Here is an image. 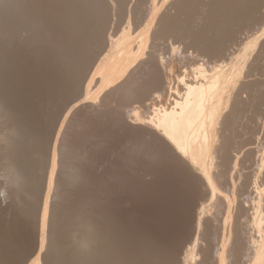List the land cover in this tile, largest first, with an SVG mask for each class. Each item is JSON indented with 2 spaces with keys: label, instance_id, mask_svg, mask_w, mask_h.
<instances>
[{
  "label": "bare ground",
  "instance_id": "6f19581e",
  "mask_svg": "<svg viewBox=\"0 0 264 264\" xmlns=\"http://www.w3.org/2000/svg\"><path fill=\"white\" fill-rule=\"evenodd\" d=\"M19 1H21L20 2L21 4L19 3ZM22 1L23 0H7V3H5L6 0L2 1L3 4L5 3V6L7 4L9 9L6 6L7 8L4 9L3 12L0 14V174L2 173L3 174L2 176H4L3 178H0V187L3 186L4 188H2V190L5 192L7 191V189H8V191L9 190L11 191V195H9V198L11 197V199H9V200L13 199L14 203H12V204L17 205L16 206L17 211H15L17 213H14V212L12 213V210L14 211L16 209H12V210H10V212L12 214H15V216L17 214V216H18L19 225H17V226L19 229L18 230L19 231V237H20L22 243L23 242L25 243L31 234L29 232L30 228L26 227L27 228L26 232L30 233L29 235L26 234L27 236H29L26 239L27 236L24 234V231L26 230L25 226H27V223H28L27 221L30 220L32 217L36 216V214H37L36 221L32 220L35 222V224H33V222L31 223V221H29L31 223V225H28L30 227L35 226V228H34L35 230L33 231L35 234V237H34L35 241L33 240L35 242L34 248L32 251H30L31 254H29L27 256H23L24 258L25 257L26 258H25V260L23 258L22 259L23 262H21V263L22 264H54L55 258L61 264H110V263H113L112 259L114 257L113 254L115 252V249H113V234H112V232L115 229L113 231L111 230V216L114 215L115 213L114 214L111 213V211L109 209L110 207H108L109 206L108 203L111 200L116 198L118 192L124 191L127 187L129 188L130 185L137 183V181L139 179H141V177L143 175H142L141 171H135V172L131 171V169H133V168H131V165L134 166V164L130 163V162L133 163V161H129L130 159H128L129 164L125 165V166H128V168L125 167V169L127 168V172L125 170L123 171L122 170L123 167L121 168V165H120L119 168H121V170H122L121 171L118 168V164H119L120 158L122 157L121 155L125 154V150L122 154H120V152H117V150H111L110 153H108L109 155L108 156L106 155L107 156L106 161L102 165L99 163L101 166L99 165L100 167H97V168H99V174L98 175L100 176V178L98 180L100 182L99 186L101 187V190H100V188L98 186V188L100 190V193L98 191L100 199L99 200L97 199V200L100 203L94 204V205L87 204V202H86V204L81 203V208L79 210H78V207L75 208V209H77V211H75V212H77L76 214H78L79 213L78 211H80L79 214H81V215L73 217V218H68L67 221L65 222V224L61 225L59 222V220H61V219L60 218L58 219L59 215L57 214V210L59 209V206L64 203V196L68 190L67 187L65 188V186H63V185H65L66 183H69L70 181L77 183V181L79 180V177H81L80 176L81 172L84 170L83 168H86L85 163L83 164V167L81 165L79 167H77L75 163H72V160L70 162L71 165L69 164V162H68L69 165L66 163V166H70L69 168H67L65 166L64 155H65V151H66V148L68 145L67 138L70 136L68 129H71L68 127V129L65 128L66 129V130H64L65 132L62 130L57 131V136L55 135L56 137H54L55 141L53 140L54 144L52 143L53 150H52L51 159L48 158L49 159V165H47V171H45L43 169L44 172H46V177H47L46 181L44 180L45 182L43 184V187L41 188L42 192L38 191V193H35L37 191L36 186H38V183L36 182V180H37L36 177H38V176L36 174L37 172L35 170V167H37L36 164H38L37 160L40 159L38 157L39 151L34 153V150L37 148L36 147L37 141L39 140V139L37 140L35 138L36 137L35 134H37L38 132L33 134L34 129H32V127H31L32 124L28 125V123H29L28 122L25 125L24 123L26 121L25 122L23 121L24 122L23 123L22 120H18L19 117H17L16 111L14 109L15 107L13 106L14 104H12V102H11V96L13 95V94L11 95V93L14 90L11 87L10 88L12 90H9V87H8V85H10L9 83L13 81L12 79L14 77L11 78V80H8L10 78L6 77V73L8 71L10 73L12 72V70L10 71V67L12 65L14 66L16 64L15 60H17V59H15L16 58L15 57V53H16L15 51L17 49L18 50L20 49V48L16 47L15 45H13L15 43L12 40H14L13 38H15V36L14 37H12V36L16 35L18 33V30H19L18 29V26H19L18 20H20V18L22 16H24V14H23L19 18V14H20L19 12L21 9H23V7L21 6ZM24 1L26 2V0H24ZM238 1H237V3H238ZM240 2L242 3V1H239V3ZM31 3H33L32 0H31ZM16 4H18V5L20 4L19 7H22L19 10V12L17 11L19 9V8L17 9L18 6L16 7V10L14 9ZM28 4H27L28 5L27 7H31L30 3H28ZM255 4H256V2L255 3L253 2V5H255ZM116 5H117V3H116ZM171 5H172V3H171ZM230 5L233 6L232 4H230ZM239 6H240V4H239ZM243 6H242V8H243ZM246 6L251 7L250 5H246ZM11 7L15 11L11 10ZM44 8H46V7H44ZM228 8H229V6H228ZM255 8H257V7H255ZM23 10L29 11L30 9L29 10L23 9ZM253 10H255V9H253ZM237 11L238 10H236V12ZM246 11H248V9ZM233 12L234 13L231 16H234L235 14H237V13H235V11H233ZM256 12H258V11H256ZM23 13H24V11H23ZM150 13H152V12H150ZM225 13H227V12H225ZM249 13H252V11L249 10ZM249 13H247L249 16H248V18H246L248 20H249V17L251 16ZM28 14H26V15L28 16ZM160 14H161V9L156 10L154 13H152V15L148 16V20L145 19L147 21L146 22L147 30L144 33V35L141 37L140 42L137 43V46H136L137 49L135 48V49L131 50V48L133 47L132 46L133 42H131L132 39H128L129 36H128V38H122V41H115L116 43H114L112 41L111 44L114 45V47H113L114 51L112 50L113 51L112 54L115 55L119 59L118 60L119 62L115 61L114 63L117 62V64H113L109 60H104V61H101V63L96 64V67H95L96 73L94 72L95 74H93L94 75L93 81L96 78V80H97L96 85L97 86H95V87L97 88V90H95L93 92L90 91L91 93L88 92L89 95L85 94L86 95L85 97H83V95H81L84 98L83 99L81 97L83 99V101H81L79 104L77 103L76 107L74 105L75 108H74V110L72 109L73 113L70 115L71 112L69 111V114L66 115V117H65L66 119L64 118L65 121H63V122L65 123V125L69 126L68 124H71L72 122H74V121H72V119L76 116V114H78L79 116L82 114H84V115L85 114H91V116H92V114L95 115L96 113L98 114L100 112L104 113V112L109 111L110 114H113V120L117 124V132L121 135V137H123V136L127 137L126 135H128V137H131V139H132L134 136V138H137L140 141L144 140V141L151 143L157 149L156 152L158 151L161 155H163V157L164 156L169 157V159H171V161L175 160L176 163L182 165L184 167V169L187 171V173H186V171L183 170L185 172V174L189 173L190 175H188V176H190V177L192 176L191 178H195L196 181L201 183V185H198V184H196V185H198V187L203 186L205 188L204 191H206V193L211 196L210 199H211L212 205L213 204H215V205L219 204L217 201H220V200H222L224 202V204L226 205L225 206L226 207V209H225L226 215L224 214L225 218L223 217V219H224V221H223L224 226H223V231H222L223 233H222L221 241L219 243L220 245L218 244V246L216 247L215 256L213 259V261H214L213 264H264V121L261 122V119L264 118L263 117L264 116V108H262L263 110H260L261 109L260 106H262V105L259 104L260 109L259 108L258 109L260 111H258L257 114L255 113V111H257L258 109L257 110H254V109L257 108L258 106H255V104H254L252 110L249 108V105L250 104L252 105V103H254L252 101H254L255 99L259 100L262 97V94L258 93V95H260L261 97L259 98L258 96H255L254 100H252L253 94H251L249 91L251 89V88L249 89V86H250L249 84L253 83L252 82V81H254L253 79L257 80L256 77L251 78L255 74V73L254 74L251 73L252 71H254L253 70L254 68L253 69L249 68V63L251 64L253 62V60L251 62H249V57H251L252 52L250 53L248 51L249 54H247V55L245 54V56L242 55L243 56L242 58L239 57V60L237 59V61L230 63V65L229 64L227 65L224 62V63H222V65L216 64L215 66L211 67L210 69H209V66H207L208 68L205 67V65H204L205 63H198L200 58H197L198 61L194 62V60L190 56L191 54L186 55V53L185 54L183 53L184 55H182L181 52L177 49L178 45L176 47V46H173L171 43V45L169 44L170 46H168V48L170 47L169 51L165 50L167 53L164 52L165 47H161V49L163 48L162 49L163 52H160L161 49L158 48V44H160V43L157 44V43H155L157 41H154V39L157 38L156 34H155L156 32L153 33L156 28H154V30H152V28L155 27L154 21H156L155 19H157L160 16ZM247 14L245 16H247ZM162 15H163V13H162ZM227 15H229V14L227 13ZM253 16H254V12H253ZM253 16H251V17H253ZM28 17H30V16H28ZM255 17H257V16H255ZM227 18H229V16H227ZM234 18H235V16H234ZM234 18L233 19L231 18V21L234 20ZM236 18H238V15ZM229 19L226 20V22L227 21L230 22ZM23 20H25V19H23ZM23 20H21V23H20L21 25L24 23V22L22 23ZM76 22H77V20H76ZM233 22L235 23V21H233ZM32 23H33V21H32ZM64 24H66V23H64ZM218 25L220 26V24H218ZM30 26H33V24ZM72 26H74V25H72ZM214 26H215V24H214ZM233 26H235V25H233ZM20 29L22 30L23 28L20 27ZM21 30H20V32L22 33ZM29 30L31 32H33L32 29H29ZM39 30H40V28H39ZM53 30H55V29H53ZM119 30H121V29H119ZM156 30H158V29H156ZM217 30H218V28H217ZM25 31H27V30H25ZM157 32L159 33V32H161V30L157 31ZM21 33L19 36H21ZM27 33H29V32H27ZM33 33L35 34V32H33ZM23 35L25 36V33ZM28 35L30 37V33ZM50 35H51V32H50ZM60 35H62V34H60ZM127 35H128V33H127ZM161 35H162V32H161ZM17 36H18V34H17ZM203 36H204V34H203ZM18 37H16V38H18ZM25 37H27V36H25ZM29 37H27L26 39H28ZM113 37H114V34H113ZM159 38H163V37L160 36ZM164 38L166 39V37H164ZM30 39L31 38H29V41H30ZM37 39H39V38H37ZM19 40H20V38H19ZM33 40L36 42V40L34 38H33ZM220 40L219 41L217 40V42H220ZM23 41H24V38H23ZM26 41H24V42H26ZM229 41H231V36H230ZM24 42H22V43L25 45ZM45 42H46V40H45ZM165 42H168V41H165ZM27 43H29L31 46L30 42L27 41ZM38 43L37 44L35 43V45H39V47L41 48L42 45H40V43L39 44ZM134 44H136V42L133 43V45ZM215 44H217V43H215ZM32 45L34 46V43ZM62 45H63V43H62ZM201 45H203V44H201ZM212 45H214V44H212ZM19 46H21V45H19ZM46 46H47V44H46ZM124 46H130V48L128 50H125ZM160 46H164V44L160 45ZM15 47H16V50H15ZM21 48H22V46H21ZM25 48H27V47L25 46ZM25 48H23V49H25ZM32 48H34V47H32ZM37 48H38V46H37ZM47 48L49 49V47H47ZM205 48L207 49V47H205ZM226 48H227V46H226ZM36 49H35V51H36ZM126 49H127V47H126ZM189 49H190V47H189ZM200 49H202V48H200ZM211 49L212 48H210V50ZM221 49H222V46H221ZM192 50L194 51V49H192ZM210 50L208 52H210ZM224 50H225V48H224ZM20 51L23 52L22 49ZM121 52H123V53H121ZM211 52H213V51L211 50ZM17 53L19 54V52H17ZM203 55H205V54H203ZM206 55H209V54L207 53ZM19 56H22V54H20ZM43 56H42V58H43ZM224 56H225V54H224ZM252 56H254V55H252ZM193 57H194V54H193ZM221 57H222V55H221ZM256 57H257V55H256ZM260 57H261V55L258 58H254V59L258 60ZM262 57H264V56L262 55ZM19 58H18V60H19ZM224 58L225 57H222V59H224ZM36 59H34V60H36ZM189 59L193 60L191 63L189 62L191 65V68H190V66H187L188 63H187V65H186V63H184L185 61L186 62L189 61ZM70 60H72V59H70ZM257 60H256V62L258 63L259 60L258 61ZM261 60H264V59L261 58ZM256 62L254 61V63H252V64H254V66H255ZM223 64H225L226 66H224ZM262 64H264V63L263 62L261 63V65H260L261 69H262ZM247 66L249 69H246ZM250 66H252V65H250ZM260 67H259V69H260ZM93 68H94V65H93ZM93 68H91V69H93ZM263 69H264V67H263ZM20 70H22V69H20ZM149 70H155L154 73L157 72L155 75L158 77L155 78V76H154V79H152V82L150 81L151 83L149 85H146L147 86V88H145L146 90L144 92H142V94L140 92L141 95L139 94V96H138L136 93L138 99L136 98V101L132 100L133 101L132 103L139 102L140 105L136 104L137 106H134L131 109H128V108H126V106H128L127 104H126V106L124 104L122 105V102L119 101V105L116 104L117 108L119 110L116 109L117 110L116 114L111 113V109H113L115 111V108L113 106H112L113 108H111V106H110L111 102L117 101V103H118V100H119L118 98L119 97H125V96H123V94H125L126 92H127L126 95L129 96L128 93L133 90L132 88L135 89V87L137 86L136 84H138V82H139V77L141 76V74L145 75V73L149 72ZM255 70H256V68H255ZM74 71H76V70H74ZM88 71L90 72V70H88ZM9 72H8L7 76L9 75ZM259 73H260V71H259ZM261 73H262V70H261ZM66 74L67 73L65 72V75ZM250 75H252V76L250 77ZM44 76H45V74H44ZM90 76H92V75H90ZM152 76H153V74H152ZM256 76H257V73H256ZM143 77H145V76H143ZM247 77H249V78H247ZM257 77L259 78L260 81L261 80L263 81L262 78L260 79L259 75ZM90 78H88V80ZM249 79H252V81H251L252 83L250 82ZM24 83H25V80H24ZM144 83H145V81H144ZM17 84H18V82H17ZM56 84H57V82H56ZM141 84H142V82H141ZM253 84H255V83H253ZM86 85H88V84H86ZM261 85H263V84L261 83L260 87H261ZM253 86H252V88L255 87V86L254 87ZM260 87H255V88L256 89L259 88V90H260L261 89ZM41 88H42V86H41ZM50 88H52V87H50ZM255 88L251 89L252 93H253V90H255ZM262 88H263V86H262ZM81 90H80V92H81ZM261 90H264V89H261ZM82 92H84V90ZM134 92H136V91H134ZM248 92L252 95L251 99L249 96L250 94L248 96H246V93H248ZM256 92H258V91H256ZM256 92H254V94ZM14 94H17V93H14ZM80 94H83V93H80ZM131 94H133V92H131L130 95ZM256 97H258V98H256ZM130 98L133 99L134 94ZM82 99L79 98V101ZM121 99L124 100L123 98H121ZM245 99L246 100L250 99V101L248 100L250 103L248 102L249 105H248L247 109H250L252 112L254 111V113H255V114L251 113V114H253V117H255V119L252 117L253 118L252 119L253 120V122H252L253 126H251V127H253V129L250 128V129H252L251 132L249 129H247L248 132H246V133L250 132L251 137L248 138V134H247V137L246 136L243 137L246 134L242 135L241 137H243L245 139L239 141L238 143L236 141L237 144H235V142H233L234 146L231 144L232 148H230L231 145H228L231 141V140H229V139H231L229 131L233 130V127L235 128L237 125H239V126L241 125L240 123L243 119L241 118L242 113L240 111H242V110H240V109L243 108L241 105L245 106V103L247 102ZM244 100H245V102H244ZM263 100L261 99L260 102ZM129 102H130V100H129ZM256 105H258V103ZM240 107H242V108H240ZM113 110H112V112H113ZM243 110H244V108H243ZM49 112H50V110H49ZM77 116L75 118L78 120L79 117L77 118ZM86 116H89V115H86ZM95 116H97V115H95ZM243 117H245V116H243ZM246 117H248V116H246ZM45 119H47V118H45ZM239 120H241L240 123H239ZM43 121H45V120H43ZM251 121H247V122H250L249 124L251 125ZM246 124H248V123H246ZM243 125L244 124H242L241 126H243ZM248 125L247 126L244 125L245 128H247V127L249 128L250 126H248ZM64 126L61 125V129H63ZM241 126H240V128H242ZM100 127H102V125ZM48 128H46V129H48ZM245 128L243 127V129H241V130H244V133H245ZM236 129L233 131H236ZM43 130H45V129H43ZM241 130H238L239 135L243 134V132ZM78 131H79V129H78ZM227 131H228L229 135H228ZM71 132H72V130H71ZM73 132H74V130H73ZM76 133L78 134V132H76ZM227 137H229V139ZM232 137H233V135H232ZM246 138H248V139H246ZM234 139H236V138L234 137L232 140H234ZM69 141H70V139H69ZM140 141H138V142H140ZM228 141H229V143H227ZM151 144L149 146H151ZM119 147H121V146H119ZM128 147H126V148H128ZM104 148H106V147H104ZM133 148H134V146H133ZM123 149H125V148H122V150ZM118 150H120V148ZM128 150L126 152L127 155H128ZM151 150H153V149H151ZM36 151H37V149H36ZM148 152H150V151H148ZM98 153H100V152H98ZM129 153H130V151H129ZM151 153H152V151H151ZM102 154L103 153L100 154V157ZM144 154H145V152H144ZM103 156H105V155H103ZM147 156H148V154H147ZM125 157H126V155H125ZM141 157H143V156H141ZM130 158H131V156H130ZM160 158H162V157H160ZM99 161H101L100 158H99ZM103 161H101V162H103ZM148 161H151V160H148ZM66 162H67V160H66ZM63 163H64V168H62ZM134 167H136V166H134ZM38 169H40V168H38ZM86 169L88 170V168H86ZM149 169H151V168L149 167ZM97 171H98V169H97ZM38 172H40V170H38ZM95 173H97V172H95ZM179 175H181V174H179ZM168 178H169V176H168ZM2 179L4 181H1ZM195 179H191V180L195 181ZM38 181H39V179H38ZM65 181H66V183L64 184ZM86 181H88V180H86ZM142 181H140V182H142ZM198 182H196V183H198ZM75 183H74V185H75ZM179 184H181V183H179ZM68 185L69 184H66V186H68ZM74 185H73V187H74ZM222 185H224L223 187H225V186L228 187L227 189L230 190L231 194H229V195L226 194L224 196L222 195L223 197H221L220 192H222V190H223V189L221 190ZM132 188H133V186H132ZM75 189H76V187H75ZM128 190L126 189L127 192H129ZM3 191H2V193H3ZM8 191H7V193L9 194ZM39 192L41 194V197L39 196L41 198L40 199L41 201H39V203H40L39 208L37 207L38 205L36 206L38 208V212L36 214H34V216H33L32 213H33V211H36V208L34 210V208L32 207L33 204H30V203L33 201L32 200L33 196L35 194H39ZM156 192H157V190H156ZM7 193H5V194H7ZM0 194H1V192H0ZM223 194H224V192H223ZM2 196L5 197V195H2ZM199 196L200 195H198V197ZM6 197H8V196L6 195ZM34 197H36V196H34ZM191 197H193V196H191ZM87 198H89V197H87ZM90 198H91V196H90ZM117 198H116V202L118 200ZM2 199L3 198H1V200ZM34 199L39 200L38 196ZM3 200H5V199H3ZM88 200H86V201H88ZM77 201L79 202V200H77ZM83 201L84 200H82V202ZM34 202H35V200H34ZM106 202H107V204H105ZM4 203L2 202L0 205H3ZM12 204L10 206H12ZM75 204H74V206H75ZM153 204H154V202H153ZM206 204L208 205V203H206ZM8 205L7 206L5 205L7 207L5 209H9ZM111 205L112 204H110V206ZM13 206L15 207V205H13ZM32 208H33V211L30 212ZM10 209H11V207H10ZM219 209H221V208H219ZM7 211L9 213V210H7ZM113 211H115V210H113ZM205 212H206L205 208H202L200 211L198 210L199 214L197 215L198 216V219H197L198 222L197 223H198L199 228L202 226L203 221H205V218L207 219V215L205 214ZM29 213L32 214L31 215L32 217L28 218L25 221V219H26L25 217H27L29 215ZM72 213L73 212H71V214ZM7 214H6V212L4 213L2 211V209H0V264H12L15 261L14 258L16 257V256H14L12 259L13 248H10V246H9V245H11V243L9 245L7 243L9 242V239L15 235L14 232L16 231L17 228H15L16 225H14L15 229L12 228L13 224L11 225L12 221L10 220V218H9V222H7L8 221V219L6 220ZM164 214H165V212H164ZM72 215L75 216V214H72ZM130 215H132V214H130ZM162 215H163V213H162ZM11 216H13V215L10 214L9 217H11ZM29 217H30V215H29ZM69 217H71V216H69ZM13 218H15V217H12V220H13ZM62 218H63V216H62ZM16 220H15V222H16ZM126 220H128V219H126ZM215 221H216V218H215ZM147 222H148V219H147ZM154 222H155V219H154ZM143 223H144V221H143ZM114 224L115 223H113V225ZM154 225H155V223H154ZM220 225H222V224H220ZM9 226L14 230V231L12 230L13 235L10 234L11 229L9 228ZM216 226H218V225H216ZM113 228H114V226H113ZM169 228H171V227H169ZM213 229H214V225H213ZM122 230H123V228H122ZM149 230H151V229H149ZM214 230L216 231L218 229H214ZM203 231H201V232L203 233ZM218 233H216V234H218ZM17 235H18V233H17ZM17 235H16V238L18 237ZM218 235H220V234H218ZM114 236H115V233H114ZM191 236L193 238V235H191ZM19 237H18V239H19ZM14 238H15V236L13 237V239ZM20 239H19V242H20ZM115 239H116V236H115ZM15 240H17V239H15ZM195 242L196 243L193 244L194 245L193 249L189 248L187 253L184 255V257L180 258V260L177 259L178 264H189V262L190 263L192 262L191 264H201V260L203 261V259H201V258H203V257H201L200 259H199V257H197V255H198V253H197V251H198L197 241H195ZM28 243L29 242L27 241L26 244H28ZM132 243H133V241H132ZM139 243L140 242L138 241V244ZM143 243H145V242H143ZM114 244H116V240H115ZM203 244H205V243L203 242ZM27 246L25 245V249ZM202 246H199L200 247L199 251H203V255H204L205 247H204V250H202L203 249ZM21 248H22V250H24L23 249L24 246H22ZM21 248H20V250H21ZM116 249H117V246H116ZM144 249H147V248H144ZM23 252L24 251H22V253ZM132 253L133 252H131V254ZM149 253H150V251H149ZM200 253L202 254V252H200ZM208 253H209V251H208ZM32 255L33 256L35 255V256H34L33 260H31L29 262L30 256H32ZM200 256H202V255H200ZM160 257H161V255H160ZM204 258H206V257H204ZM16 260H18V259L16 258ZM33 261H34V263H33ZM204 261H207V260H204ZM211 262H212V260H211ZM15 264H17L16 261H15Z\"/></svg>",
  "mask_w": 264,
  "mask_h": 264
},
{
  "label": "rangeland",
  "instance_id": "374dc122",
  "mask_svg": "<svg viewBox=\"0 0 264 264\" xmlns=\"http://www.w3.org/2000/svg\"><path fill=\"white\" fill-rule=\"evenodd\" d=\"M2 1H5V0H0V6H1L0 7V14L3 12L4 9H6L8 7L7 4H6L7 7L5 6V3H7V0H6V2L4 4H3ZM237 1L238 0H235V1L234 0H87V1L86 0H32L33 3H31V0H26V2L23 0L21 6L23 7V9H27V10L30 9L29 11L23 10V9H21L22 7H19L20 4H21L20 3L21 1H19V3H20L19 5L18 4L15 5V8H14L15 10H16L17 6H18L17 9L19 8L17 10L18 12L21 9L20 12H19L20 14L16 11L19 14V18L24 14V16H22L20 18V20H18V23H19V26H18L19 30H18V33H17L18 36L21 33L20 32V30H21L20 27H22L23 29L21 30L22 31L21 36L18 37L17 34L12 36V37L15 36V38H13L14 40H12L15 43L13 45H15L16 47H18L20 49L16 50V47H15V50H16L15 51L16 52L15 53V57H16L15 59H17V60H15L16 64L14 66L12 65L10 67V71L12 70L11 73L8 71L9 75L11 77L9 75L7 76L8 72L6 73V77L10 78L8 80H11V78L14 77L12 79L14 82L13 81L10 82L9 84L11 86L8 85V87H9V90H12L11 88H13V90H14L11 93V95L13 94L11 96V102H12V104H14L13 106L15 108L14 107L13 108L16 111L17 117H19L18 120H22V122L26 121L25 123L23 122L25 125L28 122H29L28 125L32 124L31 127H32V129H34L33 130V134L38 132L37 134H35V136H36L35 138L37 140L38 139L39 140L37 141V144H36L37 151L35 149L34 153L39 151L41 154L38 152V157L40 159L37 160L38 164H36L37 167H35V170L37 172L36 174L38 176V177H36V179H37L36 182L38 183V186H36V190L37 191L35 193H38V191L42 192L41 188L43 187V184L46 181L47 177H46V172H44V170L47 171V165H49V159H51L52 150H53L52 143L54 144V141H55L54 137L57 136V131H60V130L64 131V130L68 129V127L71 128V129H68L70 136L67 138L68 145H67V148H66V151H65V155H64L65 166H66V163L68 164V162L71 165L70 162L72 160V163H75L77 167H79L80 165L83 167V164L85 163L86 168H88V170L86 168H83L84 170L81 172V175H80L82 178L79 177V180L77 181V183L72 182V181H70L69 183H66V181L64 182V184L66 183V184H69V185L68 186H66V184L63 185V186H65V188L67 187L68 190H67V192L65 193V196H64V203L61 204L59 206V209L57 210V214L59 215L58 219L59 218L61 219V220H59L61 225L65 224V222L67 221L68 218H73V217L81 215V214H79L80 211H78L79 212L78 214H76L77 212H75V211H77V209H75L76 207H78V210L81 208V203L82 204H84V203L86 204V202H87V204H92V205L100 203L98 200L100 199L99 198L100 197L99 193H100L101 187L99 186L100 182H99L98 179L100 178V176L98 175L99 174V168H97V167H100L106 161V157L109 155L108 153H110L111 150H117V152H120V154H122L124 152V150H125V154L121 155L122 157L119 160L118 168L121 165V168L123 167L122 170L123 171L125 170L127 172L128 166H125V165H128L129 161H133V163L132 162H130V163L134 164V166H136V167L131 165V168H133V169H131V171H134V172L135 171H141V173L143 175L141 177V179H139L137 181V183L129 186L130 189L128 187L126 188L127 190L129 189L128 190L129 192H127L126 189H125L124 191H120V192L117 193V196H116V198L118 197L117 198L118 199L117 202H116V198L111 200L110 201L111 203L108 201L109 202L108 203L109 204L108 207H110L109 209H110L111 213L112 214L115 213L114 215L111 216V230L112 231L114 229L116 230V231L114 230L112 232V234H113V249H115V252L113 251L114 252L113 256L115 258L113 257V259H112V262L114 264H118V263L119 264H123V263L125 264L126 262H127L126 264H131V263L132 264H141V263L142 264H162V263L163 264H176V263L178 264V260H180V258L184 257V255L187 253L188 249L189 248H191V249L194 248L193 244L196 243L195 241H197V249H198L197 257H199V259L201 257H203V258H201V259H203V261L207 260V261H204L205 263L201 260V264H206V263L207 264H213L214 263L213 259H214V256H215L216 247L220 243L221 237H222V233H223L222 232L223 231V226H224L223 217L226 215L225 214L226 213V210H225L226 209V207H225L226 205L224 204V202L222 200L217 201L219 204H216V205L213 204L212 205L211 204V199H210L211 196L209 194H207L206 191H204L205 188L203 186H199L198 187V185H201V183L196 181L195 178H191L192 176L191 177L188 176V175H190L189 173L185 174V172L183 171V170H185L184 167L182 165L176 163L175 160L172 159L174 161L173 162V161H171V159H169V157H165V156L163 157V155H161L158 151L156 152L157 149L151 143H149L147 141H144V140H142L143 141L142 142V141L138 140L137 138H134L133 135H132L133 136L132 139H131V137H128V135H126L127 137H125V136L121 137V135L117 132V124L113 120V114H110L109 111L108 112H104V113L100 112L98 114L96 113L95 115H97V116H95L93 114H92V116H91V114H85V115L82 114V115L79 116L78 114H76V116L78 115L77 118L79 117L78 120L75 118L76 117L75 116L72 119V121H74V122L71 121L72 123L68 124L69 126L65 125V123L63 121H65V119H66L65 117H66V115L69 114V111L71 112L70 115L73 113V110L76 107L77 103L79 104L81 101H83V99H84L83 97H85L86 95H89V93H91L90 91L93 92V91L97 90V88L95 87V86H97L96 85V83H97L96 78L93 81V79H94V75L93 74L96 73L95 72L96 64L101 63V61H104V60H109L113 64H117V62H119L118 61L119 59L115 55L112 54V52L114 51V49H113L114 45L111 44L112 41L114 43H116L115 41H122V38H128V36H129L128 39H132V41L130 40L131 42H133V43L136 42V44H134V45L132 43L133 47L131 48V50H133L135 48L137 49V47H136L137 43L140 42L141 37L144 35V33L147 30V26H146L147 25L146 24L147 21L146 20H148V16L152 15V13H154L156 10H160V9H161V14H160V16L157 19H155L156 20V21H154V26L155 27L152 28V30H154V28L158 29V30L155 29L154 32L153 31L152 32L153 33L156 32L155 34H156V37H157L156 39L157 40L154 39V41H157V42H155L157 44L160 43V44H158V48L159 49H161V47H165L164 48V52L167 53L166 51H169L170 47L168 48V46H170L171 43H172L173 46H176V47L178 45L177 49L181 52L182 55H184L185 53H186V55L191 54L190 56L192 57L194 62H197L198 61L197 58H200L198 63H205L204 64L205 67L209 66V69L211 67L215 66L216 64L217 65H220V64L222 65V63H224V62H225V64H227V65L229 64L230 65V63L237 61V59L239 60V57L242 58L243 56H245V54L246 55L249 54L248 51L250 53L252 52L251 57H249V62H251L253 60L252 63H254V61L256 62V60H257V59H254V58H258L261 55V57L258 59L259 62L258 63L256 62L255 66H254V64H252V63L250 64L249 63V68L250 69L254 68L253 70L255 71V72L254 71L251 72V73H253V74L255 73V74L253 76L250 75V77L252 76L251 78H253V77L257 78V80L253 79L254 81H252V79H249L250 82L252 81L253 83H255V84H253L251 82L252 84H249L250 85L249 89L250 88L254 89L255 87H260L261 83L263 85H261L260 88L264 89V74H263L264 73V71H263L264 70L263 69V67H264L263 65L264 64H262V69L260 67L261 63L262 62L264 63V60H261V58L264 59V57H262V55L264 56V0H259V1L258 0H255V1L254 0L253 1L252 0H239V1H242L243 4L241 2L239 3V1L237 3ZM253 2L254 3L256 2V4L253 5ZM26 3L27 4L30 3L31 7H27L29 4L27 5ZM116 3H117V5H116ZM171 3H172V5H171ZM229 3L232 4L233 6H231ZM239 4H240L241 7L239 6ZM246 5H250L251 7L252 6L253 7L252 8L249 7V6L247 7ZM228 6H229V8H228ZM242 6H243V8H242ZM44 7H46V8H44ZM255 7H257V8H255ZM8 9H9V7H8ZM14 9L11 7V10H14ZM247 9H248V11H246ZM253 9H255V10H253ZM236 10H238V11L236 12ZM249 10L252 11V13H249ZM23 11H24V13H23ZM233 11H235V13H237V14L234 15L235 18H234V16H231L234 13ZM256 11H258V12H256ZM150 12H152V13H150ZM225 12H227L229 15H227V13H225ZM253 12H254V16H253ZM162 13H163V15H162ZM247 13H249L251 16H253V17L250 16L249 20L246 19L249 16ZM26 14H28V16H30L31 18L28 17ZM246 14H247V16H245ZM237 15H238L239 19L236 18ZM227 16H229L230 19L227 18ZM255 16H257V17H255ZM231 18L232 19L234 18V20L231 21ZM23 19H25V20H23ZM228 19L230 20V22L229 21L226 22V20H228ZM21 20H23L22 23L24 22L22 25L20 24ZM76 20H77V22H76ZM32 21H33V23H32ZM233 21H235V23ZM64 23H66L67 25L64 24ZM217 23L220 24V26ZM32 24H33V26H30ZM214 24H215V26H214ZM72 25H74V26H72ZM233 25H235V26H233ZM39 28H40V30H39ZM217 28H218V30H217ZM29 29H32V31L35 32V34L33 32H31ZM53 29H55V30H53ZM119 29H121V30H119ZM25 30H27V31H25ZM160 30L162 32V35H161V32H159L160 34L157 32V31H160ZM27 32L30 33V37L28 35L29 33H27ZM50 32H51V35H50ZM24 33H25V36L31 38L30 41H29V38L26 39L27 37H25L23 35ZM127 33H128V35H127ZM60 34H62V35H60ZM113 34H114V37H113ZM203 34H204V36H203ZM160 36H162L163 38H159ZM230 36H231V41H229ZM16 37H18V38H16ZM32 37L36 40V42L33 40ZM164 37H166L167 40ZM19 38H20V40H19ZM23 38H24V41L27 40L28 42H30L31 46H30L29 43H27V41L24 42ZM37 38H39L40 40L37 39ZM44 39L46 40V42H45ZM217 40L218 41L220 40V42H217ZM165 41H168V42H165ZM22 42H24L25 45ZM38 42L40 43V45H42L41 48L39 47V45H35V43L37 44ZM214 42L217 43V44H215ZM33 43H34V46L32 45ZM62 43H63V45H62ZM46 44H47V46H46ZM163 44H164V46H160V45H163ZM201 44H203V45H201ZM212 44H214V45H212ZM19 45H21L22 48ZM25 46L27 48H25ZM37 46H38V48H37ZM204 46L207 47V49ZM221 46H222V49H221ZM226 46H227V48H226ZM32 47H34V48H32ZM47 47H49V49ZM126 47H127V49H126ZM189 47H190V49H189ZM23 48H25V49H23ZM124 48H125V50H128L130 48V46H124ZM200 48H202V49H200ZM210 48H212L211 50L214 53L211 52ZM224 48H225V50L226 49L227 50L225 51ZM21 49H22L23 52L20 51ZM35 49H36V51H35ZM162 49L160 50V52H163ZM192 49H194V51ZM209 50H210V52H208ZM17 52H19V54ZM121 53H123V52H121ZM207 53L209 55H206ZM20 54H22V56H19ZM193 54H194V57H193ZM203 54H205V55H203ZM224 54H225V56H224ZM255 54L257 55V57H256ZM221 55H222V57H225V58L222 59ZM252 55H254L255 57L252 56ZM42 56H43L44 59L42 58ZM18 58H19V60H18ZM69 58L72 59V60H70ZM34 59H36V60H34ZM192 59H189V61H187V62L185 61L184 62V63H186V65L188 63L187 66H190V68H191L190 63L193 61ZM115 61H117V62L114 63ZM225 64H223V65L226 66ZM93 65H94V68H93ZM250 65H252V66H250ZM259 67H260V69H259ZM91 68H93L94 70L91 69ZM249 68L247 66L246 69H249ZM255 68H256V70H255ZM20 69H22V70H20ZM74 70H76V71H74ZM88 70H90V72ZM258 70L260 71V73H259ZM261 70H262V73H261ZM154 71L155 70H149V72H146L145 75L141 74V76L139 77V82H138V84H136L138 87L136 86L135 89L132 88L133 90L132 89H131L132 91L130 90L131 92H133L135 99L134 98L133 99L130 98V97L133 96V94H131L132 96L130 95L131 92L128 93L129 96L126 95V93H127L126 92L125 94H123V96H125V97H119L118 98L119 99L118 103H117V101L111 102V104H112V105L110 104L111 108H113V107L115 108V111H114L113 109H111L109 107L111 109V113H115L116 114V111H117L116 109H118L117 105H119V101L122 102V105L124 104L126 106V104H127L128 106H126V108H128V109H131L132 107L137 106L136 104L140 105L139 102L132 103L133 102L132 100L136 101L137 95L139 96L140 92L142 94V92H144L146 90L145 89V88H147L146 85H149L152 82V79H154V76H155V78L158 77V76L155 75L157 72L154 73ZM65 72L67 73L66 74L67 76L65 75ZM151 73L153 74V76H152ZM256 73H257V76L259 75L260 79L261 78L263 79V81L259 80V78L256 76ZM44 74H45V76H44ZM89 74L92 75V76H90ZM143 76H145V77H143ZM88 78H90V79L88 80ZM247 78H249V77H247ZM24 80H25V83H24ZM143 80L145 81V83H144ZM17 82H18V84H17ZM56 82H57V84H56ZM141 82H142V84H141ZM86 84H88V85H86ZM41 86H42V88H41ZM252 86L254 88H252ZM262 86H263V88H262ZM50 87H52V88H50ZM251 89L249 91H250L251 94H253V96L249 92L246 93V96H248L250 94L249 95L250 99L253 97L252 100H254L255 96H258L259 98L261 97L260 95H258V93H259V94H262L261 99L262 100L264 99V93H263L264 90H261V89L259 90V88H257L258 89L257 90L255 88V90L258 91V92L253 90V93H252ZM80 90H81V92H80ZM83 90H84L85 93L82 92ZM134 91H136V92H134ZM254 92H256L255 93L256 95L254 94ZM14 93H17V94H14ZM80 93H83V94H80ZM136 93H137V95H136ZM81 95H83V97ZM258 97H256V98H258ZM79 98L82 99V100L79 101ZM121 98H123L124 100H122ZM250 99H247V100L245 99L247 101L245 103V106L241 105L244 108L245 111L243 110L242 107H240V108H242V109H240V110H242V111H240L242 113V117L241 118L244 120V121L242 119H241L242 121L239 120V123L241 121V123H240L241 125L244 124V125L247 126L250 123V122H247V121H251L253 118L255 119V117H253V114H255V113L257 114L258 111L263 110L262 108H264V106H263L264 105V100L261 101V102H260L261 99H259V100L255 99L254 101L251 100L254 103H252V105L251 104L249 105ZM129 100H130V102H129ZM245 100H244V102H245ZM256 102L258 103V105H256L257 104ZM254 104H255V106H258L257 108L254 107L255 108L254 110H257L260 105H262L263 107L260 106L261 109L259 108L260 110L258 109L254 113V111L253 112L251 111L253 109ZM74 105H75V107H74ZM248 105H249V108L251 110L247 109ZM49 110H50V112H49ZM112 110H113V112H112ZM251 113H253V114H251ZM86 115H89V116H86ZM243 116H245V117L248 116V117L245 118ZM45 118H47V119H45ZM43 120H45V121H43ZM263 121H264V118L261 119V122H263ZM252 122H253V120L251 121V125L250 124L248 125V126H250L249 128L248 127L245 128L244 125L243 126L240 125L242 127V128H240V126L236 124L239 128L235 125L236 127L235 128L233 127V130H235L237 128L236 131H233V130L229 131L231 139H229V137H227V138L229 140H231V141H230V143H229V141L227 142V143H229L228 145H231V144L233 145L234 144L233 142H235V144H237L239 141L244 140L245 138H243V137H245V136L247 137V134H248V138L251 137L250 132L253 129V127H251V126H253ZM246 123H248V124H246ZM61 125L62 126L65 125L66 127L64 126L63 129H61ZM101 125H102V127H100ZM243 127L245 128V133H244V130H241V129H243ZM46 128H48V129H46ZM250 128H252V129H250ZM43 129H45V130H43ZM78 129H79V131H78ZM247 129L250 130L249 133H246V132H248ZM71 130H72V132H71ZM73 130H74V132H73ZM238 130H241L243 132V134L239 135V131ZM76 132H78V134ZM227 133H228V131H227ZM244 134H246V135H244ZM228 135H229V133H228ZM232 135H233V137H232ZM242 135H244V136L241 137ZM234 137L236 139L232 140ZM248 138H246V139H248ZM69 139H70V141H69ZM138 141H140V142H138ZM236 141H237V143H236ZM150 144H151V146H149ZM232 145H231L230 148H232ZM119 146H121V147H119ZM133 146H134V148H133ZM104 147H106V148H104ZM126 147H128V148H126ZM119 148H120V150H118ZM122 148H125V149L122 150ZM151 149H153V150H151ZM127 150H128V155L126 153ZM71 151L72 152L74 151V152L72 153ZM129 151H130V153H129ZM148 151H150V152H148ZM151 151H152V153H151ZM98 152H100V153H98ZM144 152H145V154H144ZM101 153H103L101 155V157L103 155H105L102 158L100 157ZM147 154H148V156H147ZM125 155H126V157H125ZM140 155L143 156V157L145 155L146 156L143 158ZM130 156H131V158H130ZM98 157L100 158L101 161H103V160L104 161L103 162L99 161ZM160 157H162V158H160ZM65 159L67 160V162H66ZM128 159H130V160L128 161ZM148 160H151V161H148ZM66 167L69 168L70 166H66ZM125 167H127V168L125 169ZM149 167L151 169H149ZM38 168H40V169H38ZM62 168H64V163H63ZM121 168H119V169L121 170ZM97 169H98V171H97ZM38 170H40V172H38ZM95 172H97V173H95ZM186 173H187V171H186ZM179 174H181V175H179ZM0 175L2 176L3 174L1 173ZM1 176H0V178L4 177V176H2V177ZM168 176H169V178H168ZM38 179H39V181H38ZM191 179H195V181L191 180ZM86 180H88V181H86ZM1 181H4V180L2 179ZM140 181H142V182H140ZM178 182L181 183V184H179ZM196 182H198V183H196ZM74 183H75V185H74ZM196 184H198V185H196ZM73 185H74V187H73ZM98 186H99L100 190H99ZM132 186H133V188H132ZM223 186L224 185L221 186L222 187L221 190L223 189L222 192H220L221 193V197H223L226 194L227 195L231 194L230 190L227 189L228 187H226V186L223 187ZM75 187H76V189H75ZM2 188H4V187L3 186L0 187V190H1L0 192H1L2 195H5V197L0 194V200H1V198L5 199V200L2 199L0 201V204L2 202L3 203L5 202V203L3 205H0V209H2V211L4 213L6 212V214L8 213L7 210H9V213L6 215L7 216L6 220L8 219L7 222H9V218H10V220L12 221V222L10 221L11 225L13 224L12 228L13 229L17 228L16 231L14 232L15 238L13 239L14 236L11 237L7 244L9 245L11 243V245H9V246H10V248H13L12 259H13L14 256H16L14 258L16 263L17 264L18 263L22 264L21 262H23L22 261V259L24 258L23 256H27V255L31 254L30 251H32L33 248H34V244H35V242H34L35 238L34 237H35V234H34L33 231L35 230L34 229L35 226L34 227L33 226L30 227L28 225H31L32 222H33V224H35V222L32 221V220L36 221V216H37L36 213L38 212V208H39V204H40L39 201H41L40 200L41 199L40 198L41 194L39 192V194H35L34 195L36 197L38 196L39 200L34 199V198H36L34 196H33V199H32L33 201L31 200L33 203L31 202L30 204H33L32 207L34 208V210L36 208V211H33V208H32L30 212L33 211V213H32L33 216H34V214H36V216L32 217L31 216L32 214L29 213L30 217H29V215L27 217H25L26 218L25 221L28 218H31V217L33 219L31 218L30 220L27 221L28 223L26 222L27 226H25V228L26 227L30 228V230L29 229L28 230H29V232L31 234L29 232L28 233L26 232L27 228H26V230L24 229L25 230L24 234L25 235L26 234L27 235L30 234L31 238L26 235L27 236L26 239L29 237L28 239L30 241L27 239L25 243L23 242L24 243L23 244L21 239H20V237H19V231H18L19 229H18V226H17V225H19L18 216H17V214H16V216H15V214H12L13 212L17 213V212H15V211H17V208H16L17 205L16 204H12V203H14L13 199L9 200V199H11V197L9 198V195H11V191L10 190L8 191V189H7V191L9 192V194H8L7 191L6 192L3 191ZM156 190H157V192H156ZM2 191H3V193H2ZM98 191H99V193H98ZM4 192L7 193V194H5ZM223 192H224V194H223ZM6 195L8 197H6ZM198 195H200V196L198 197ZM90 196H91V198H90ZM191 196H193V197H191ZM87 197H89L90 199L87 198ZM34 200H35L36 203L34 202ZM77 200H79V202ZM82 200H84V201L82 202ZM86 200H88V201H86ZM9 202L12 204V206H10L11 204ZM153 202H154V204H153ZM206 203H208V205ZM74 204H75V206H74ZM105 204H107V202ZM110 204H112V205L110 206ZM5 205L6 206L8 205L9 209H5V208H7ZM13 205H15V207ZM10 207H11V209H10ZM218 207L221 208V209H219ZM202 208H205V210H206L205 214L207 215V219L205 218V221H203L202 226L199 228L198 227V223H197L198 222V220H197L198 216L197 215L199 214L198 210L200 211ZM12 209H16V210L13 211ZM10 210H12V213L10 212ZM113 210H115V211H113ZM71 212H73L72 214H75V216L72 215ZM164 212H165V214H164ZM162 213H163V215H162ZM10 214L13 215V216L9 217ZM130 214H132V215H130ZM62 216H63V218H62ZM69 216H71V217H69ZM12 217H15V218H13V220H12ZM215 218H216V221H215ZM14 219L15 220L17 219L16 220L17 223L15 222ZM126 219H128V220H126ZM147 219H148V222H147ZM154 219H155V222H154ZM29 221H31V223ZM143 221H144V223H143ZM113 223H115V224L113 225ZM154 223H155V225H154ZM220 224H222V225H220ZM14 225H16V227ZM213 225H214V229H218V230H216L217 232L213 229ZM216 225H218V226H216ZM113 226H114V228H113ZM169 227H171V228H169ZM9 228L11 229L10 230V234L13 235V231L14 230L10 226H9ZM122 228H123V230H122ZM149 229H151V230H149ZM201 231H203V233ZM17 233H18V235H17ZM114 233H115L116 239H115ZM216 233H218L220 235H218ZM16 235L19 237L20 242H19L18 237L16 238ZM191 235H193V238H192ZM15 239H17V240H15ZM115 240H116V244H114ZM27 241L29 242L28 243L29 245L26 244ZM132 241H133V243H132ZM138 241L140 242L139 244H138ZM143 242H145V243H143ZM203 242L205 244H203ZM25 245L26 246L28 245L26 247V249H25ZM22 246H24V248H23L24 250H22V248H21ZM116 246H117V249H116ZM199 246L203 247L202 250H204V247H205L204 255H203V251H199V248H200ZM20 248H21V250H20ZM144 248H147L148 250L144 249ZM22 251H24V252L22 253ZM149 251H150V253H149ZM208 251H209L210 254L208 253ZM131 252H133V253L131 254ZM200 252H202V254ZM160 255H161V257H160ZM200 255H202V256H200ZM34 256L33 255L30 256L29 262L31 260H33ZM204 257H206V258H204ZM16 258L18 260H16ZM25 258H24V260H25ZM211 260H212V262H211ZM15 261L12 264H15ZM33 263H34V261H33ZM58 263L61 264L55 258L54 259V264H58ZM113 263H110V264H113ZM191 263L189 262V264H191Z\"/></svg>",
  "mask_w": 264,
  "mask_h": 264
}]
</instances>
